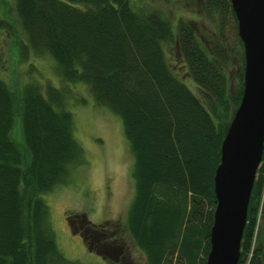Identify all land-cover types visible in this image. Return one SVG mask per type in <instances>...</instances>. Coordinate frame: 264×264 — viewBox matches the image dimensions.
Returning <instances> with one entry per match:
<instances>
[{
	"label": "trees",
	"instance_id": "1",
	"mask_svg": "<svg viewBox=\"0 0 264 264\" xmlns=\"http://www.w3.org/2000/svg\"><path fill=\"white\" fill-rule=\"evenodd\" d=\"M200 2L216 22L215 39L185 19L174 30L159 9L133 8L129 0H14L15 19L0 16V31L21 44L22 55L49 53L61 79L84 83L96 104L120 116L134 154L128 230L146 264H205L213 176L243 91L244 57L233 92L225 70L229 53L242 46L230 2ZM230 17L232 44L223 31ZM170 46L201 97L170 67ZM69 91L29 82L16 93L0 75V264H83L58 249L41 197L84 161ZM258 211L264 214V147L237 264L263 261Z\"/></svg>",
	"mask_w": 264,
	"mask_h": 264
},
{
	"label": "rangeland",
	"instance_id": "2",
	"mask_svg": "<svg viewBox=\"0 0 264 264\" xmlns=\"http://www.w3.org/2000/svg\"><path fill=\"white\" fill-rule=\"evenodd\" d=\"M133 8L144 5L159 9L165 18L173 23L176 30L178 19L195 24L197 31L207 37H217L218 27L211 15L201 5L200 0H129ZM14 0H0V16L15 19ZM224 27L228 43L235 42L234 18ZM236 27V26H235ZM237 31V27L236 30ZM18 37L23 35L17 30ZM238 34V33H237ZM21 44L6 31H0V75L16 93L29 82L52 84L68 89L66 106L73 116V135L83 148L84 161L70 166L65 183L53 190L42 193L41 197L49 208V217L60 252L68 259L83 264H112L109 256L95 252L89 237L70 224L79 219L86 220L85 227L96 229L103 234L100 240L123 245L129 261L126 264H146L144 252L134 243L128 230V211L135 195L133 178L134 154L123 130L118 114L95 103L87 85L82 82L66 83L58 75V68L47 52L23 54ZM168 61L190 90L201 97V90L186 75L184 67L175 57L173 46L166 50ZM225 70L232 92L238 84L241 71L243 47L237 46L230 53ZM14 140L20 139V126L17 120L12 130ZM70 221V222H69ZM260 241L256 246L264 248V214H257ZM97 237V238H98ZM95 243V242H94ZM264 254V251H263ZM250 256V255H248ZM260 264H264L263 261Z\"/></svg>",
	"mask_w": 264,
	"mask_h": 264
},
{
	"label": "water",
	"instance_id": "3",
	"mask_svg": "<svg viewBox=\"0 0 264 264\" xmlns=\"http://www.w3.org/2000/svg\"><path fill=\"white\" fill-rule=\"evenodd\" d=\"M244 55L243 91L220 146L205 264H237L264 147V0H229Z\"/></svg>",
	"mask_w": 264,
	"mask_h": 264
},
{
	"label": "flooded vegetation",
	"instance_id": "4",
	"mask_svg": "<svg viewBox=\"0 0 264 264\" xmlns=\"http://www.w3.org/2000/svg\"><path fill=\"white\" fill-rule=\"evenodd\" d=\"M85 222L86 220L84 218V215H82L81 219H79L77 222L71 221L70 224L74 226L75 230L80 228L81 229L80 232H82L84 235L85 233H87L86 237H89L92 241L91 242L92 245H89L90 248L93 247L95 250H97V252L102 253L101 256L103 257L109 256L113 260L112 264H126L129 261V258L126 255V250H125L126 248L122 244L121 245H118L116 243L110 244L101 241L98 235L100 236L103 233L96 229L85 227L84 226V224H86Z\"/></svg>",
	"mask_w": 264,
	"mask_h": 264
}]
</instances>
